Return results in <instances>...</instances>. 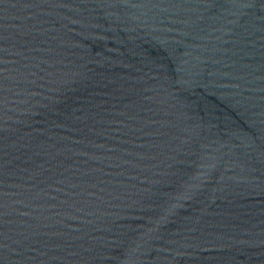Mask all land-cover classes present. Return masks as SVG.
<instances>
[{"label": "water", "instance_id": "water-1", "mask_svg": "<svg viewBox=\"0 0 264 264\" xmlns=\"http://www.w3.org/2000/svg\"><path fill=\"white\" fill-rule=\"evenodd\" d=\"M0 264H264V0H0Z\"/></svg>", "mask_w": 264, "mask_h": 264}]
</instances>
